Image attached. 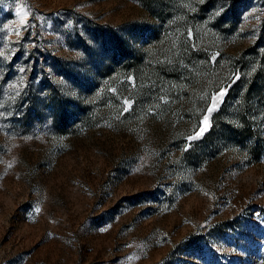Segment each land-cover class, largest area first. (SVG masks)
<instances>
[{
	"label": "rangeland",
	"instance_id": "1",
	"mask_svg": "<svg viewBox=\"0 0 264 264\" xmlns=\"http://www.w3.org/2000/svg\"><path fill=\"white\" fill-rule=\"evenodd\" d=\"M0 264H264V0H0Z\"/></svg>",
	"mask_w": 264,
	"mask_h": 264
},
{
	"label": "snow or ice",
	"instance_id": "2",
	"mask_svg": "<svg viewBox=\"0 0 264 264\" xmlns=\"http://www.w3.org/2000/svg\"><path fill=\"white\" fill-rule=\"evenodd\" d=\"M223 95H224V92H220L219 96L222 97ZM215 103H219V97L217 98V100H216ZM215 103H214L213 107H209V109H208V112H209V113H211V112L214 110V108H215ZM208 120H209V117H208L207 115H205V116H204V127H202V128L200 129V132L197 133V135H200V134H202L204 131H206V129H207V125H208Z\"/></svg>",
	"mask_w": 264,
	"mask_h": 264
},
{
	"label": "trees",
	"instance_id": "3",
	"mask_svg": "<svg viewBox=\"0 0 264 264\" xmlns=\"http://www.w3.org/2000/svg\"><path fill=\"white\" fill-rule=\"evenodd\" d=\"M207 104H208V101H207ZM207 104H206V105H207ZM205 107H206V106H205Z\"/></svg>",
	"mask_w": 264,
	"mask_h": 264
}]
</instances>
